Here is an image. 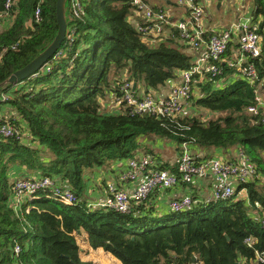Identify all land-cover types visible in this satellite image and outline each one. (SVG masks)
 <instances>
[{
    "label": "trees",
    "instance_id": "trees-1",
    "mask_svg": "<svg viewBox=\"0 0 264 264\" xmlns=\"http://www.w3.org/2000/svg\"><path fill=\"white\" fill-rule=\"evenodd\" d=\"M6 1L0 0V18L8 23L0 28V96L7 100H0V109L6 106L10 114L1 116L0 126L12 127L14 135L0 140V264H264L257 260L264 254V114L247 111L264 85V0H251L250 16L261 36L254 82L236 77L232 60L221 62L218 78L194 75L188 105L225 113L207 120L200 112L133 114L122 104L107 112L100 103L119 94L123 79L134 82L136 91L140 85L146 92L157 90L177 80L199 54L173 38L154 43L139 33L128 19L136 12L132 0H78L77 16L67 2L61 54L25 80L7 83L51 43L58 27L56 0H13L9 8ZM142 136L207 151L197 159L210 157L212 148L242 149L255 165L253 178L239 186L247 189V199L197 202L181 213H158L149 199L133 203L128 213L88 207L90 174L138 155ZM19 167L28 177L61 178L76 201H54L44 195L49 189L38 191L41 197L27 211H15L10 171ZM160 168L177 170L175 164ZM77 231L85 232L81 242L90 245L85 256L90 263L82 259Z\"/></svg>",
    "mask_w": 264,
    "mask_h": 264
},
{
    "label": "built area",
    "instance_id": "built-area-1",
    "mask_svg": "<svg viewBox=\"0 0 264 264\" xmlns=\"http://www.w3.org/2000/svg\"><path fill=\"white\" fill-rule=\"evenodd\" d=\"M12 1H6V8L10 7ZM69 1L70 9L77 16L80 8L78 0ZM172 1L177 8L185 12L184 18L172 20L167 9L166 11L164 8H153L143 0H132V5L136 10L135 14L141 16L142 19V22L135 25L136 30L154 43L169 37L173 38L181 45L201 50L200 55L194 57V64L191 68L180 70L178 79L170 81L169 92L165 96H157L150 91L146 92L141 87L136 91L137 85L134 86V82L123 79L118 89L119 94L110 96L111 100H115L114 104L117 111L122 104L123 108L129 109L133 114L183 116L191 96L195 81L194 75L208 76L209 79L218 78L223 71L221 62L225 61L224 53L232 41L237 44V57L230 63L236 69V77L242 78L248 83H253L256 79L257 72L253 59L260 54L261 36L256 31L257 25L253 24L250 16L245 18L244 23H232L229 26L218 28L204 37L206 33L202 30L204 4L198 0ZM34 15L38 19L39 10H36ZM56 54L57 56L60 55L61 51L59 50ZM0 100L5 101L7 97L2 94ZM254 100L255 104L250 105L247 111L251 114H258L259 110L263 112L264 104L260 99V94L257 93ZM13 135L12 127L0 126V140ZM176 167L175 173L165 169H156L153 159L146 154H138L128 158L121 172L120 180L137 181V183L130 190L109 185L107 188L108 197L100 206L109 207L117 212L128 213L133 203L146 201L157 189H168L177 184L189 185L197 178L207 174L211 175L214 180L211 198L207 201L226 200L234 195L238 199L245 200L247 199V189L245 187L239 189V186L245 185L255 175L254 163L240 148L235 149L232 159L220 156L197 159L191 152L190 146L181 143L178 146ZM12 189L11 205L15 211H19L23 207L27 211L33 202L41 197L37 192L49 189L50 194L44 193V195L54 201L67 205L76 201L74 193L66 184L58 183L51 177L41 175L15 177ZM196 203V200L191 196L182 195L169 201L166 209L169 212L181 213L190 210ZM256 205L258 206L257 203ZM88 206L90 207V205ZM260 222L264 225V214L260 218ZM250 240L251 237L246 239V242ZM15 251H19L18 246H15ZM257 260L264 261V254H258Z\"/></svg>",
    "mask_w": 264,
    "mask_h": 264
},
{
    "label": "crops",
    "instance_id": "crops-1",
    "mask_svg": "<svg viewBox=\"0 0 264 264\" xmlns=\"http://www.w3.org/2000/svg\"><path fill=\"white\" fill-rule=\"evenodd\" d=\"M152 1V2H151ZM150 4H154L156 7L164 8L170 15V18L172 20L175 19H182L184 18L185 12L173 6L172 0H149ZM198 2L204 4V15L202 17V30L204 32H214L218 28H222L225 26H229L232 23H244L245 18L247 16H250L251 13V7L252 2L251 0H229L226 3L223 1H219L216 3L213 11L209 9L208 5L205 3L204 0H198ZM137 14H132L128 18L129 21L133 25H137L139 23ZM251 17V16H250ZM219 19V20H218ZM226 20L225 22L223 21ZM6 18L3 19V17L0 18V28L5 27L7 25ZM235 42V41H233ZM236 44V43H234ZM232 52L229 53V55L225 56V60H235L237 57V47L234 46L231 47ZM193 53H196V49H190ZM198 55H200L201 50H197ZM169 85L170 82H168L166 85L160 87L157 90H150V93H153L157 96H165L169 92ZM142 90H145V87L140 85ZM222 87V84H221ZM108 105H106L107 107ZM105 107V109H106ZM188 108V107H187ZM112 112H117L116 106L114 105V109ZM198 113V111L193 107L189 106V109L185 111V114H195ZM10 114V110L5 106L0 109V118L1 116ZM236 147H231L228 149H222V148H212L211 149V156H220L222 158L226 159H232L235 153ZM191 152L197 157L199 155L204 156V154L207 153L206 150H202L201 148H198L196 146H190ZM143 151V152H141ZM144 151L150 152V155L153 156V162L156 165V169H161L160 166L162 165H176L177 164V158H178V145L172 140H167L161 137H150V136H142L140 137V147L137 149L136 152L138 154H143ZM127 162V159L115 162L111 168H98L96 169L88 178L86 183L88 185L87 193L84 196L86 205H90V208L98 207L100 204H102L106 198L108 197V191L107 188L109 185H116L118 188H123L126 190H130L133 188V186L137 183V181H121L120 175L121 172ZM154 168V167H150ZM168 168H165L167 170ZM10 177L11 179H14L15 177H18L20 175H28L29 173L26 171L25 168L19 167V168H12L10 171ZM22 173V174H20ZM31 175H39V174H31ZM58 182H61V184H65L62 179L60 178ZM214 186V180L213 177L209 174L197 178L192 184L189 185H180L177 184L171 188L168 189H157L154 191L151 196L148 198L150 203L155 206V209L158 213H167L169 210H167V203L177 197H180L182 195H189L193 199L196 200V202H205L211 198V194L213 191ZM237 187V186H236ZM89 207V206H88ZM78 241H80L81 249L84 251V254L82 255V259L89 262L87 259H85V256L88 253V247L90 245L87 242H81V237L85 236L84 231H80L79 234H76ZM97 252L99 250L104 251L102 248H96ZM106 252V251H105ZM109 253V252H108ZM110 257H113L109 253ZM115 258V257H113ZM116 259V258H115ZM90 263V262H89Z\"/></svg>",
    "mask_w": 264,
    "mask_h": 264
},
{
    "label": "water",
    "instance_id": "water-1",
    "mask_svg": "<svg viewBox=\"0 0 264 264\" xmlns=\"http://www.w3.org/2000/svg\"><path fill=\"white\" fill-rule=\"evenodd\" d=\"M67 2L68 0H56L55 18L58 29L51 43L25 67L14 72L6 80L7 83L16 84L25 80L27 77L41 69L47 63V61H49V59H51V57H53L58 52L63 39L65 38L67 26L69 23L67 16ZM135 85L136 84L134 83V86ZM79 233L80 231H77V234ZM192 261H195V257H192Z\"/></svg>",
    "mask_w": 264,
    "mask_h": 264
},
{
    "label": "rangeland",
    "instance_id": "rangeland-1",
    "mask_svg": "<svg viewBox=\"0 0 264 264\" xmlns=\"http://www.w3.org/2000/svg\"><path fill=\"white\" fill-rule=\"evenodd\" d=\"M204 1L208 5L209 9L213 11L216 3L219 2V1H223V0H204ZM227 1H229V0H224V3H226ZM173 6L177 7L176 5H173ZM223 21L225 22L226 20L223 19ZM260 93H261L260 94V99H261L262 103L264 104V85L261 87ZM112 95H113V93H110L108 96H106L105 98L101 99L102 101H100V103H102V105H108L106 107V109H105L107 112H112V110L114 109L115 100H110L111 99L110 96H112ZM189 106L190 105H187L188 108L186 107V110L185 111H187L189 109ZM198 112H200L202 114V117L205 120L210 119V118H217V117L225 114V113H222V114H213L211 112L204 111V110H201V111L198 110ZM263 112H264V110H263ZM58 180L59 179H57V178L55 179V181H57V182H58ZM58 183H61V182H58Z\"/></svg>",
    "mask_w": 264,
    "mask_h": 264
}]
</instances>
